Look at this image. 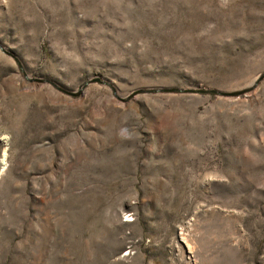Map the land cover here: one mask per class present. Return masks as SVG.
<instances>
[{
	"label": "rangeland",
	"instance_id": "obj_1",
	"mask_svg": "<svg viewBox=\"0 0 264 264\" xmlns=\"http://www.w3.org/2000/svg\"><path fill=\"white\" fill-rule=\"evenodd\" d=\"M0 264H264V0H0Z\"/></svg>",
	"mask_w": 264,
	"mask_h": 264
},
{
	"label": "water",
	"instance_id": "obj_2",
	"mask_svg": "<svg viewBox=\"0 0 264 264\" xmlns=\"http://www.w3.org/2000/svg\"><path fill=\"white\" fill-rule=\"evenodd\" d=\"M204 93H205V92H204ZM208 93H213V92L210 91V92H208Z\"/></svg>",
	"mask_w": 264,
	"mask_h": 264
},
{
	"label": "trees",
	"instance_id": "obj_3",
	"mask_svg": "<svg viewBox=\"0 0 264 264\" xmlns=\"http://www.w3.org/2000/svg\"><path fill=\"white\" fill-rule=\"evenodd\" d=\"M208 94H212V93H208Z\"/></svg>",
	"mask_w": 264,
	"mask_h": 264
}]
</instances>
